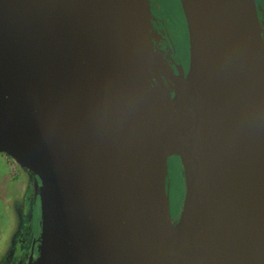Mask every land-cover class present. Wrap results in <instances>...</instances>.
<instances>
[{
	"label": "water",
	"instance_id": "95a60500",
	"mask_svg": "<svg viewBox=\"0 0 264 264\" xmlns=\"http://www.w3.org/2000/svg\"><path fill=\"white\" fill-rule=\"evenodd\" d=\"M181 4L186 73L159 53L151 0H0V152L39 180L27 264H264V25L255 0ZM146 107L165 116L119 189Z\"/></svg>",
	"mask_w": 264,
	"mask_h": 264
},
{
	"label": "rangeland",
	"instance_id": "374dc122",
	"mask_svg": "<svg viewBox=\"0 0 264 264\" xmlns=\"http://www.w3.org/2000/svg\"><path fill=\"white\" fill-rule=\"evenodd\" d=\"M160 11L170 13L169 24H178L179 11L175 0H160ZM171 167V203L177 210L185 193L181 161L169 158ZM39 182V181H38ZM35 176L13 155L0 152V264H17L24 250H31L39 234L40 201L35 204ZM39 188V185H38ZM22 258V256H21Z\"/></svg>",
	"mask_w": 264,
	"mask_h": 264
},
{
	"label": "flooded vegetation",
	"instance_id": "af4514ba",
	"mask_svg": "<svg viewBox=\"0 0 264 264\" xmlns=\"http://www.w3.org/2000/svg\"><path fill=\"white\" fill-rule=\"evenodd\" d=\"M175 3V0H172ZM257 9H258V14L260 17V21L262 25H264V0H255ZM177 6H178V11H179V20L176 19L179 23L174 25L169 24V21H171L172 16L170 13H162L160 11V0H151V4L153 7V11L155 14V27L156 29L162 34L163 38L159 39L157 41L160 46L167 51L168 54V61L173 68L175 72H177V65L181 64L184 72L186 73L188 70L189 66V41H188V31H187V24H186V19L184 16V12L182 9V4L181 0H176ZM169 178L171 179V171ZM171 183V180H170ZM170 192H171V186H170ZM39 200V197H38ZM35 204L32 203L33 206H36V203L38 201L34 200ZM40 206V204H39ZM182 206V205H181ZM181 206L177 210H173L172 208V203H171V210H172V215L175 218L180 210ZM39 216V214H38ZM40 228V224H39ZM40 236V232L32 241L31 245V250H24L20 254L19 262L17 264H27L31 252H32V247L33 249V254L36 256L38 254V246H39V241L38 237Z\"/></svg>",
	"mask_w": 264,
	"mask_h": 264
},
{
	"label": "bare ground",
	"instance_id": "6f19581e",
	"mask_svg": "<svg viewBox=\"0 0 264 264\" xmlns=\"http://www.w3.org/2000/svg\"><path fill=\"white\" fill-rule=\"evenodd\" d=\"M258 1V0H257ZM259 2V1H258ZM261 17V16H260ZM162 34L157 30L156 31V40L162 39ZM159 53L164 61L168 62L167 51L164 50L160 44H158ZM171 66V65H170ZM166 88L161 90V97L159 98L160 102L164 103L169 96L168 87L171 86L170 81L167 82L165 78ZM139 117L136 120L135 124L132 126L127 145L125 149L124 159H123V170L118 178V188H124L132 177L133 172L137 166L142 162L146 156L154 137L153 128L158 127L164 116L165 110L162 108H143L139 110Z\"/></svg>",
	"mask_w": 264,
	"mask_h": 264
},
{
	"label": "crops",
	"instance_id": "0c3cea01",
	"mask_svg": "<svg viewBox=\"0 0 264 264\" xmlns=\"http://www.w3.org/2000/svg\"><path fill=\"white\" fill-rule=\"evenodd\" d=\"M35 176V175H34ZM39 180H38V178L35 176V183H34V194L36 195L35 197H34V199L36 200V201H38V185H39V182H38Z\"/></svg>",
	"mask_w": 264,
	"mask_h": 264
}]
</instances>
